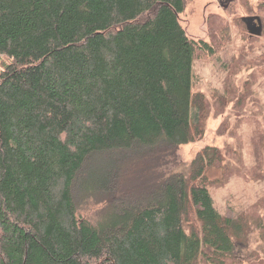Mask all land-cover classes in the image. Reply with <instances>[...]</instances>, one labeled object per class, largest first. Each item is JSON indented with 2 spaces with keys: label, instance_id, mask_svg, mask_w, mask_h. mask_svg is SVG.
Listing matches in <instances>:
<instances>
[{
  "label": "trees",
  "instance_id": "trees-1",
  "mask_svg": "<svg viewBox=\"0 0 264 264\" xmlns=\"http://www.w3.org/2000/svg\"><path fill=\"white\" fill-rule=\"evenodd\" d=\"M185 3L0 0V264H226L251 225L264 246L215 208L219 149L166 169L207 115Z\"/></svg>",
  "mask_w": 264,
  "mask_h": 264
},
{
  "label": "rangeland",
  "instance_id": "rangeland-1",
  "mask_svg": "<svg viewBox=\"0 0 264 264\" xmlns=\"http://www.w3.org/2000/svg\"><path fill=\"white\" fill-rule=\"evenodd\" d=\"M249 16L261 19L260 37L246 31L241 19ZM179 20L189 38L210 48L196 51L192 80L207 115L203 137L178 147L166 169L180 170L201 148L216 147L224 161L207 171L215 208L226 216L260 218L264 230V0H186ZM92 198L77 212L91 223L106 209V201ZM257 230L251 225L247 245L226 264H264Z\"/></svg>",
  "mask_w": 264,
  "mask_h": 264
},
{
  "label": "water",
  "instance_id": "water-1",
  "mask_svg": "<svg viewBox=\"0 0 264 264\" xmlns=\"http://www.w3.org/2000/svg\"><path fill=\"white\" fill-rule=\"evenodd\" d=\"M245 25L246 31L253 37H260L262 34V22L257 16L243 17L241 19Z\"/></svg>",
  "mask_w": 264,
  "mask_h": 264
}]
</instances>
